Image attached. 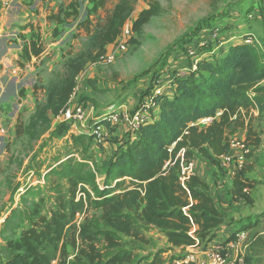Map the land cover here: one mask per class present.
Returning a JSON list of instances; mask_svg holds the SVG:
<instances>
[{
  "label": "trees",
  "instance_id": "obj_1",
  "mask_svg": "<svg viewBox=\"0 0 264 264\" xmlns=\"http://www.w3.org/2000/svg\"><path fill=\"white\" fill-rule=\"evenodd\" d=\"M100 2L96 0L92 9ZM58 7V12L48 15L49 21L60 22L63 12L65 17L76 13L72 12L73 1L66 8L63 2ZM69 7L73 10L67 11ZM160 10L159 0H148V6L131 21V30L139 33ZM131 11L128 0L115 5L98 32L99 55L117 38ZM239 26L240 34L219 38L214 57L208 53L212 46L195 50L196 68L190 64L187 74H175L169 93L156 87L144 97L150 96L153 106L158 105L159 117L146 120L124 150L105 160L101 188L95 185L90 192L83 181L71 182L65 193H57L48 215L38 216L16 239L6 242L13 253L0 264H197L176 256V249L184 252L197 240L199 244L212 240L224 218L205 181L195 174L181 181V161L189 162L199 154L219 167L218 158L230 150L231 135L238 129L246 128L244 140L251 151L264 135V124L254 129L250 113L264 111V18L261 36L251 43L245 39L255 34ZM33 52L39 53L35 48ZM80 69L68 76L63 87L53 86L58 106L69 99ZM104 113L96 116L103 123ZM203 118L209 121L200 125ZM67 127L61 124L58 129ZM245 170L234 173L235 192L244 193V188L253 185L243 177ZM77 184L84 197L76 198ZM250 226L247 221L242 228ZM149 229L162 233L168 245L139 255L134 242H147L144 231ZM233 238L231 235L229 240Z\"/></svg>",
  "mask_w": 264,
  "mask_h": 264
},
{
  "label": "rangeland",
  "instance_id": "obj_2",
  "mask_svg": "<svg viewBox=\"0 0 264 264\" xmlns=\"http://www.w3.org/2000/svg\"><path fill=\"white\" fill-rule=\"evenodd\" d=\"M53 1V7L47 5L52 7L51 12L58 2H63L66 8L73 1L72 12L76 13L65 17L63 12L60 22L49 21L51 12L45 14L47 9H40L45 0L23 1L29 11L23 19H18L17 14L10 15L11 22L7 19L4 23L0 12V262L13 253L6 242L16 239L38 216L48 215L58 192L65 193L74 181H83L89 191L95 185L101 188L105 181L102 165L105 161L94 163L92 153L85 155L90 158L89 163L69 157L52 167L72 150L67 140L60 138L61 124L55 120L62 105L54 102V85L63 87L68 76L81 68L74 76L71 104L83 102L100 112L106 110L104 114L122 109L132 114L159 85L161 77L172 73V78L177 72L184 75L190 70L195 50L212 46L206 52L214 57L219 38L240 34L236 30L238 22L258 38L264 18V0H159L160 12L139 33L129 32L124 49L116 51L114 41L105 46L103 54L113 52L114 58L104 63L98 58L102 53L97 47L98 32L120 0H100L95 9L92 6L96 0H48V3ZM128 1L132 11L125 23L130 27L140 10L148 6V0ZM70 10L73 8L67 11ZM33 48L39 53L35 55ZM179 63L180 70H176ZM185 64L188 69L182 70ZM263 116L264 113L257 115L258 126L264 123ZM111 135L107 134L105 142ZM94 143L99 150L104 145ZM202 161L199 159L200 164ZM182 166L187 174L189 164L182 161ZM45 171L43 181L40 177ZM144 234L147 242H134L139 255L168 244L165 236L153 229ZM256 245L260 246V242ZM175 254L185 256L180 249Z\"/></svg>",
  "mask_w": 264,
  "mask_h": 264
},
{
  "label": "crops",
  "instance_id": "obj_3",
  "mask_svg": "<svg viewBox=\"0 0 264 264\" xmlns=\"http://www.w3.org/2000/svg\"><path fill=\"white\" fill-rule=\"evenodd\" d=\"M23 1L25 0H0V6H2L3 3L13 2L11 9H8L9 6H7V8L2 6L0 11L1 15L3 14L1 21L5 23L7 19H9L11 22L9 16L11 15L13 17L16 14L18 19L20 17L23 19V15L29 13V11L25 9ZM53 3L54 1L48 3V0H45V3L40 9H47V11L45 10V14H49L52 11ZM59 3L60 2H58V5ZM47 5H52L51 9ZM58 5L54 8L53 12L56 11ZM34 6L37 8L38 3H35ZM68 9H72V7ZM237 24H239V22ZM230 39L232 40L233 38ZM180 65L182 64H177L175 69L180 70ZM185 69H188V67L182 70ZM188 72L185 73L187 74ZM171 75L172 73L170 76L166 75L161 77V81L157 87L169 93L173 87ZM250 113L254 117L251 123L252 127L259 130V127L264 124L262 122L259 123V126L257 124L256 117L259 111L253 109ZM95 115H100V111L95 110ZM158 117L159 107L158 105H154L147 114L146 122H152L158 119ZM245 122H247V119ZM91 131V126L87 122H76L73 127L63 129L60 134L62 137L60 138L67 140L72 150H70L67 157H63L58 161L59 163L57 162L58 164L52 167L62 164L66 158L69 157H74L73 159L80 163H89L90 158H86L87 156L85 157L88 153H92L94 163L98 164L100 161L115 157L126 148L127 144L134 137H136V133L134 131L129 132L127 124L121 119L120 122L113 127L111 139L105 142L102 149L99 150L94 143L95 141ZM103 132L106 133L104 127ZM246 133V128L238 129L231 136L234 139H245ZM232 151L235 150L233 149ZM199 159L204 160L202 161L203 164L199 163ZM209 165L208 160L196 154L192 159L190 174L197 175L207 183L209 194L223 214L224 224L220 227L212 240L200 243V245H198L199 243L197 240L196 245L191 246V248L187 247L183 253L186 255L188 252V254L193 257L192 261L197 264H215L212 260V252L216 246H221L226 253L228 264H264V135H262V141L259 146L252 150L246 158L244 165L246 170L243 177L253 181V185L251 188H248L247 191H243L244 193L234 191V169L232 166L222 168L220 166H214L212 163L210 166ZM204 167L208 168L209 171ZM46 173L47 171L41 174L42 177L40 178L43 181L44 174ZM247 221L251 222L252 226L243 229L242 226L246 224ZM231 235L234 236V238L229 240ZM256 242H260V246H257Z\"/></svg>",
  "mask_w": 264,
  "mask_h": 264
},
{
  "label": "built area",
  "instance_id": "obj_4",
  "mask_svg": "<svg viewBox=\"0 0 264 264\" xmlns=\"http://www.w3.org/2000/svg\"><path fill=\"white\" fill-rule=\"evenodd\" d=\"M5 8L8 6L7 3H3ZM1 5V4H0ZM0 7V11H1ZM130 28V29H129ZM132 31L131 27H129L128 24H124L121 32L117 36V38L114 40V46H116L117 50H122L125 48V40L129 32ZM255 36L251 35L247 39H245L246 43H251L255 40ZM195 54V51L193 52ZM99 61H103L104 63L111 62L114 58L113 52H107L105 54L100 55ZM192 69L196 68V60H193L191 63ZM16 70H12V73H15ZM75 93V90L70 94L69 99L65 103V105L60 109L58 114L55 116V120L58 119L59 124H65L69 127H73L76 122H87L91 126V132L93 139L95 140L96 144H102L105 142L107 134L110 133V128L114 127V124L119 123L120 120H124L127 124L128 128H130L135 133L139 130V127L146 121L147 114L151 110L154 102L152 98L149 96L134 110L132 114H129L122 109L121 111L116 112H109L107 114H103L102 118L105 120V123L101 122L98 117L95 115V109L91 105H85L83 102L75 103L73 102L71 104V100L73 98V95ZM209 121V118H203L199 121L200 124H205ZM109 124V125H106ZM103 127L106 129V133L103 132ZM112 130V129H111ZM235 151H232V150ZM251 151V146L247 145L244 139H234L232 138L230 141V150L219 156L218 161L219 165L222 168L225 167H233L234 173L243 168L245 165V161L247 156L249 155ZM182 162V161H181ZM187 165L189 164L190 168L192 165V160L189 162H186ZM189 171H191L189 169ZM187 172V174H184L183 167L181 168V174L180 179L181 181H185L189 175H191ZM247 188H244V191H247ZM80 196L84 197V193L80 191L78 188L76 192V198H79ZM77 222L81 220V215L78 213L76 214ZM193 257L189 254H186L184 256V261L192 260ZM212 260L215 264H228L226 253L224 252V249L221 246H216L213 249L212 252Z\"/></svg>",
  "mask_w": 264,
  "mask_h": 264
}]
</instances>
